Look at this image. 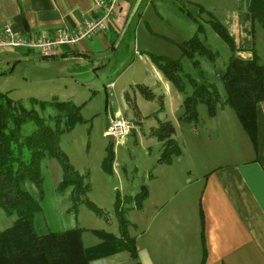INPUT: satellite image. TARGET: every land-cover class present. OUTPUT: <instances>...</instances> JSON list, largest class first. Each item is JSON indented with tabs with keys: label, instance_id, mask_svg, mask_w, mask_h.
Listing matches in <instances>:
<instances>
[{
	"label": "rangeland",
	"instance_id": "rangeland-1",
	"mask_svg": "<svg viewBox=\"0 0 264 264\" xmlns=\"http://www.w3.org/2000/svg\"><path fill=\"white\" fill-rule=\"evenodd\" d=\"M245 2L249 3V0H167L159 7L145 0L139 8L142 17L137 32L138 46L133 48L132 44V34L139 19L136 17L117 52L108 50L84 60L42 59L37 50L31 57H25L21 51L0 50V93H7L13 101L22 102L25 107H29L31 99L48 103L54 100L69 102L79 107L82 122L70 132L61 134L58 143L71 169L89 185L86 199L103 211L106 218L97 217L84 204L76 207L77 227L83 230L84 242L94 240L91 231L96 229L119 235L118 217L113 206L117 198L126 196L132 202L122 207L130 237L141 233V226L151 220L152 228H159V222H164L173 209L182 207L184 241L194 243L189 241L193 236L196 238L195 229L198 228V222L192 217L193 211L197 212L200 192L196 179L214 163L222 161L236 144L243 147V142L249 144L250 141L228 107L216 118H210L205 105L198 104L195 120L180 124L178 118L182 109L177 103L180 96L167 93L150 69L147 60L151 61V57L147 52L164 59H180L184 73L195 77L199 83L216 89L221 86L222 89L220 76L233 52L208 22L214 20L223 24L228 13L238 10ZM200 8L205 11L200 13ZM159 16L163 17L162 22ZM192 19L198 20L203 27L199 34L203 46L215 54L213 63L199 59L203 72H210L204 79L198 77L188 59L181 57L177 47L196 34L197 24ZM252 31L255 55L264 63V31L259 26ZM151 32L157 35H151ZM6 59H10L8 63ZM144 87L153 94L152 99H146L140 89ZM220 93L224 94V89ZM126 97L134 101L136 110H131L132 103L125 115L122 114L131 127L130 133L122 142L110 144L105 131L110 121L116 118L115 113L124 112ZM40 115L48 120L55 116V111L48 108ZM165 122L174 127L172 139L181 152L179 156H173L169 164L159 162L162 144L151 136V131ZM109 149L113 152L111 175L100 168ZM46 170L52 179H60L61 169L57 163H48ZM144 190L150 194L149 201L144 203L143 200L140 205L145 209L132 211L131 205ZM70 192L68 190L64 196H69ZM67 203L62 205L66 207ZM14 220L15 217H8L0 211V231L11 227ZM42 220L38 215V221ZM184 264L187 263L184 261ZM188 264L198 262L194 260Z\"/></svg>",
	"mask_w": 264,
	"mask_h": 264
},
{
	"label": "crops",
	"instance_id": "crops-1",
	"mask_svg": "<svg viewBox=\"0 0 264 264\" xmlns=\"http://www.w3.org/2000/svg\"><path fill=\"white\" fill-rule=\"evenodd\" d=\"M148 1L160 7L167 0ZM144 2L145 0H119L113 17L105 22V30L102 34L92 38L85 37L73 45L63 44L55 51L54 57L42 59L56 60L61 57L62 60L70 58L84 60L99 56L108 50L115 53L124 43L133 21L138 17L132 34V44L135 48L138 46L137 32L142 17L139 15V8ZM248 6V2H245L238 10L230 11L222 24L234 42L233 57L242 60H250L255 54ZM146 8L144 9L147 10ZM179 9L183 12L181 7ZM202 10L205 11L203 8ZM97 16L95 0H0V27L6 26L12 33L25 38L44 37L53 40L58 35L73 36L83 27L82 23L86 20H94ZM159 18L162 22L163 17L159 16ZM192 20L198 28L199 21ZM151 33L157 35L155 32ZM0 50L21 51L25 57H31L30 55L35 51L21 48H0ZM147 54L150 57L153 55L150 51ZM9 60L5 61L8 63ZM147 61L152 73L164 85L167 93H176L180 96L177 98V103L182 109L185 96L175 90L151 61ZM208 73L210 72L206 74ZM111 86L112 84L109 85ZM220 88L221 86L217 90L219 97L223 99L224 94L220 93L223 88ZM151 95L153 96L152 93ZM124 101V112L115 113L116 118L123 119L122 114L126 113V109L132 103L133 108L130 106V109L136 111L133 100L126 97ZM219 107L220 110L217 109L215 116L210 118H216L223 113V109L227 108L223 105ZM254 109V143L247 136L249 144L243 142V147L236 144V148L230 149L222 161L214 163L196 179L200 192L197 212L193 211L192 217L198 222V228L193 227L197 231L196 238L193 236L189 241L195 244L185 243L181 217L183 209L176 207L169 213L170 217L167 216L169 219L166 217L164 222H159V228L153 229L151 220L149 224L141 226V233L131 236L136 243V258L140 264H184V261L188 264L194 260L198 264H264V102L257 104ZM180 117L178 122L181 124L183 121H180ZM47 168L48 163H43L40 169L44 177L42 182L44 195L40 202L41 211L34 217L33 223L41 234L67 232L77 227V217L75 212H68L70 204L67 203L68 196L56 195L55 180L48 174ZM147 191L145 190L144 203L150 199ZM64 203H67L68 207L63 206ZM131 209L141 211L145 207L138 210L133 204ZM38 215H41L42 222L38 221ZM134 227L137 228V225ZM115 236L119 237L120 233ZM82 242L84 247L99 243L96 238ZM130 263L129 254L119 252L95 259L90 264Z\"/></svg>",
	"mask_w": 264,
	"mask_h": 264
},
{
	"label": "trees",
	"instance_id": "trees-1",
	"mask_svg": "<svg viewBox=\"0 0 264 264\" xmlns=\"http://www.w3.org/2000/svg\"><path fill=\"white\" fill-rule=\"evenodd\" d=\"M248 5L252 30L259 26L264 31V0H249ZM200 13H203L202 8ZM208 23L234 52V42L224 26L214 20ZM201 32L203 27L199 24L196 34L178 47L181 57L188 59L198 77L204 79L207 74L201 69L199 59L213 63L215 54L203 46L199 37ZM151 61L175 90L185 96L180 121H194L198 104L205 105L209 117L215 116L219 106H227L254 143V108L264 102V63L255 54L250 60L231 56L220 76L223 99L214 86L199 83L195 77L184 73L180 59L151 55ZM140 89L147 99L153 97L145 88ZM28 103L29 107H25L22 102L13 101L7 93H0V211L8 217H15L11 227L0 231V264H90L95 259L119 252L129 254L130 264H140L136 258L135 240L126 232L128 224L122 209L123 205L132 204L129 197L117 198L113 206L118 217L119 237L103 229L92 230L91 234L99 243L84 247L83 230L79 227L54 234L48 232L40 235L37 232L33 222L41 211L44 177L40 169L43 163H57L60 166V179L54 181L55 192L63 196L68 190L71 191L68 194L69 212H75L76 207L84 204L97 217L106 218L103 211L86 199L89 185L71 169L58 143L61 134L70 132L82 122L79 107L56 100L48 103L31 99ZM48 108L55 111V116L48 120L41 118L40 113ZM174 133L170 122L160 123L158 128L151 131V136L162 144L161 164H169L173 156L181 154L172 139ZM112 153L109 149L100 167L108 175L112 174ZM141 193L134 204L138 210L146 198L145 190Z\"/></svg>",
	"mask_w": 264,
	"mask_h": 264
},
{
	"label": "built area",
	"instance_id": "built-area-1",
	"mask_svg": "<svg viewBox=\"0 0 264 264\" xmlns=\"http://www.w3.org/2000/svg\"><path fill=\"white\" fill-rule=\"evenodd\" d=\"M119 0H95L98 16L94 20H86L83 27L73 36L58 35L53 40L44 37L25 38L10 31L6 26L0 27V48L37 50L41 58H51L56 55L58 48L63 44H74L86 38L102 34L105 30V22L113 17ZM124 119L113 118L105 135L112 136V141L124 140L129 135L131 127Z\"/></svg>",
	"mask_w": 264,
	"mask_h": 264
},
{
	"label": "water",
	"instance_id": "water-1",
	"mask_svg": "<svg viewBox=\"0 0 264 264\" xmlns=\"http://www.w3.org/2000/svg\"><path fill=\"white\" fill-rule=\"evenodd\" d=\"M106 138L108 139L107 141H109L110 144H112V142H113V141H112V140H113V139H112V136H110V135H106Z\"/></svg>",
	"mask_w": 264,
	"mask_h": 264
}]
</instances>
